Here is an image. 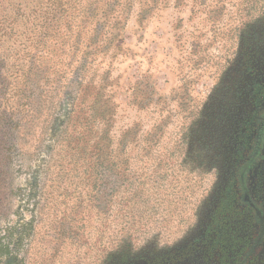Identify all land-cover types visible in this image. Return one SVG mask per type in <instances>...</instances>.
Segmentation results:
<instances>
[{
  "label": "rangeland",
  "instance_id": "rangeland-1",
  "mask_svg": "<svg viewBox=\"0 0 264 264\" xmlns=\"http://www.w3.org/2000/svg\"><path fill=\"white\" fill-rule=\"evenodd\" d=\"M66 3L0 46V264H211L220 230L236 264L264 0Z\"/></svg>",
  "mask_w": 264,
  "mask_h": 264
},
{
  "label": "flooded vegetation",
  "instance_id": "flooded-vegetation-1",
  "mask_svg": "<svg viewBox=\"0 0 264 264\" xmlns=\"http://www.w3.org/2000/svg\"><path fill=\"white\" fill-rule=\"evenodd\" d=\"M250 112L240 133L238 160L227 183L226 205H221L218 213L221 223L242 216L246 220L239 229L247 239L236 264H251L264 242V85L256 86ZM219 234L222 238L218 248L211 249V264H226L225 248L232 244L229 241L226 246L223 230Z\"/></svg>",
  "mask_w": 264,
  "mask_h": 264
},
{
  "label": "trees",
  "instance_id": "trees-1",
  "mask_svg": "<svg viewBox=\"0 0 264 264\" xmlns=\"http://www.w3.org/2000/svg\"><path fill=\"white\" fill-rule=\"evenodd\" d=\"M43 1L45 2L43 5L45 9L41 10L37 5V0H0L1 47L10 40L12 33L20 28V25H22L19 22L20 20H25L26 26L32 27V21L39 16V18L42 19L41 28H46L50 26V23L56 22V19L58 21L57 16L59 14H63V17H66L67 13L70 12L66 3L67 0ZM33 53L34 51H32V54ZM221 238L222 236L219 234V239Z\"/></svg>",
  "mask_w": 264,
  "mask_h": 264
}]
</instances>
